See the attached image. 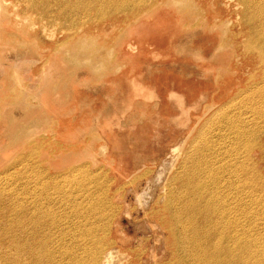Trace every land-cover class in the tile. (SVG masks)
<instances>
[{"label":"rangeland","instance_id":"rangeland-1","mask_svg":"<svg viewBox=\"0 0 264 264\" xmlns=\"http://www.w3.org/2000/svg\"><path fill=\"white\" fill-rule=\"evenodd\" d=\"M3 1L0 206L10 183H21L16 177L38 166L37 161L42 160L40 167L53 175L72 171V177L83 183L76 169H86L90 161L86 145L98 149L103 143L95 156L104 172L118 181L110 184L111 191L125 197L124 202L117 201L119 213L102 238V254L110 251V264H163L158 227L145 213L156 198L165 195L166 180L188 159L187 142L208 138L217 143L219 131V136L235 144L236 151L248 149L264 178V90L257 89L261 83L244 87L236 83L237 72L225 71L222 65L215 67L221 68L220 73H207L196 62L209 58L204 39L185 41L178 48L181 57L176 63L164 58L158 70L153 65L159 57L140 52V43L132 49L134 55L123 51L128 25L134 26L130 22L133 7L128 3L89 0L85 10L58 14L55 0H42L45 4L36 6L31 0ZM221 10V18L229 19L230 5ZM231 21L226 29L239 32ZM143 37L150 44L149 34ZM223 38L227 58L223 54L214 60L224 66L231 61L242 63L227 31ZM117 70L121 74L116 75ZM223 105L235 125L246 127L243 139L241 133L229 134L222 125L211 127L219 122L217 115L207 121L208 114ZM199 123L204 127L194 129ZM199 140L200 148L207 149ZM143 191L146 194L138 200Z\"/></svg>","mask_w":264,"mask_h":264},{"label":"bare ground","instance_id":"bare-ground-1","mask_svg":"<svg viewBox=\"0 0 264 264\" xmlns=\"http://www.w3.org/2000/svg\"><path fill=\"white\" fill-rule=\"evenodd\" d=\"M31 1L34 6L45 4L42 0ZM146 1L120 2L133 7L130 22L134 26L128 25L130 29L125 32L124 53L134 55L132 49L140 43V52L159 57L153 66L161 70L164 58L176 63L181 57L178 48L200 37L208 44L204 50L209 58L196 61L198 66L214 76L221 71L215 67L222 65L225 71L237 72L236 83L242 82L244 87L261 83L257 89L264 90V0ZM4 2L0 0L2 12L6 11ZM88 2L55 0L54 5L58 6V14H75L85 10ZM228 5L231 16L223 20L219 10ZM230 21L240 28L239 32H232V27L226 29ZM226 31L242 63L231 61L224 66L214 60L223 54L227 58L223 38ZM147 34L150 44L143 37ZM225 105L210 112L207 121L217 115L219 122L211 127L222 125L232 135L239 132L241 140L247 135L242 130L247 129L234 124L231 113L223 112ZM204 125L199 123L194 129ZM216 138L217 143L199 138L205 150L200 148L199 139L187 142L185 152L191 150L188 159L166 180L169 188L165 195L146 210L145 217L158 227L157 240L163 243L165 253L163 264H264V178L255 169L248 149L236 151L235 144L219 136V131ZM103 145L100 143L98 149L86 145L84 152L90 161L85 163L86 169H76L83 183L72 177V171L51 174L40 167L42 160L16 177L22 179L21 183H10L6 201L0 206V264H110V251L102 254V238L118 215L117 201L124 202L125 193L111 191L110 184L118 181L104 172L95 156ZM145 194L143 191L137 196L138 200Z\"/></svg>","mask_w":264,"mask_h":264}]
</instances>
